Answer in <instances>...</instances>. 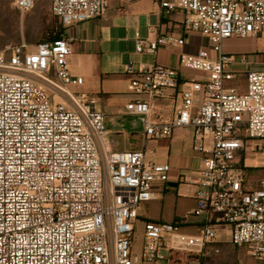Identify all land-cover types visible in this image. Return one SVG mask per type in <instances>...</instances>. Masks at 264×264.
Here are the masks:
<instances>
[{"label":"built area","instance_id":"2783aa9c","mask_svg":"<svg viewBox=\"0 0 264 264\" xmlns=\"http://www.w3.org/2000/svg\"><path fill=\"white\" fill-rule=\"evenodd\" d=\"M35 1L13 4L25 13ZM108 7L107 0H51L61 37L0 51V264H168L178 254L205 255L219 224L229 227L230 245L264 264V177L260 189L247 191L236 169L246 140H264V71L223 50L229 39L264 37V0H161L165 18L181 14L183 34L211 46L180 54L179 69L128 67L127 90L138 99L126 110L143 118L144 145L191 129L202 168L179 180L196 189L192 214L215 216L197 235L179 224L143 223L140 255L133 254L138 209L164 193L172 166L148 160L145 150L108 152L100 99L76 92L84 80L69 71L68 29L102 18ZM135 43L137 53L153 55L186 44L167 31L154 40L137 35ZM180 69L207 78L188 83L173 118L153 120L151 102L178 87Z\"/></svg>","mask_w":264,"mask_h":264},{"label":"crops","instance_id":"0c3cea01","mask_svg":"<svg viewBox=\"0 0 264 264\" xmlns=\"http://www.w3.org/2000/svg\"><path fill=\"white\" fill-rule=\"evenodd\" d=\"M37 3L40 0H36ZM51 1V0H50ZM109 7L105 16L100 19L76 24L68 29L74 40L70 47L69 71L72 76L83 78L84 84L75 88L76 92L97 96L100 101L96 110L106 116L108 135L104 147L108 152L143 151L148 160L157 164L172 166L170 182L164 193L155 201L142 204L138 209V223L179 224L183 229L191 230L197 235L207 224L215 222V216H194L197 208L196 189L182 183L179 176L183 171L197 172L202 168L200 156L192 149V130L177 129L170 138L148 141L144 145V120L130 115L126 107L136 96L127 90L130 75L128 67L138 70L142 65L161 64L179 69V56L182 53L196 55L200 49L210 47L208 39L197 35H185L181 29L182 15L173 14L169 18L162 15L161 0H107ZM171 2L172 0H163ZM13 4V3H12ZM14 5V4H13ZM51 12V4L49 7ZM41 16V15H40ZM184 38L186 44L180 48H161L156 54H140L136 52L135 39L154 40L159 33ZM223 50L229 55H245L251 57V70L264 71V37L250 39H229L224 42ZM214 58L216 54L211 52ZM76 57V58H75ZM134 60L125 67L126 60ZM80 66L77 73L70 67ZM84 73V75H83ZM205 74L180 69L179 85L175 90H168L167 97L151 102V118L155 121H167L174 117L181 105V93L191 81L205 80ZM238 88L244 92V82ZM197 97L201 98L200 93ZM145 98V97H139ZM199 108L195 105L193 112ZM209 138L206 142H209ZM236 169L243 179V187L247 191L261 188L264 177V140L247 139L244 149L238 154ZM170 204L173 212L163 219V209ZM158 207L160 211L154 212ZM137 223V224H138ZM218 233H224L229 243V227L216 225ZM224 243L218 239L209 245L205 255H198L199 264H210L211 254L223 248ZM237 249V248H235ZM237 250H246L245 248ZM248 252V251H247ZM219 264H224L219 262ZM233 264H263L244 258Z\"/></svg>","mask_w":264,"mask_h":264},{"label":"rangeland","instance_id":"374dc122","mask_svg":"<svg viewBox=\"0 0 264 264\" xmlns=\"http://www.w3.org/2000/svg\"><path fill=\"white\" fill-rule=\"evenodd\" d=\"M14 0H0V51L6 48L13 47L22 43L28 45H36L43 39L44 26L55 25L59 26L57 19L51 14L49 7L50 0L35 1L34 7L28 12H21L12 4ZM41 15V16H40ZM76 58V57H75ZM134 60H126L123 64L128 66ZM76 65V64H75ZM70 69L80 73V66L76 65ZM84 75V73H83ZM237 81L234 82V84ZM174 207L167 204L162 212L163 219L173 212ZM154 212L160 211L158 207L153 208ZM185 234H193L191 230L182 229ZM220 241L224 243L222 249L214 251L211 254L210 264H233L236 260L245 259L247 261L253 260L246 250H237L232 245L227 243V237L224 233H218ZM144 244L143 225L137 224V231L134 235L133 254L140 255ZM167 264V263H166ZM168 264H199L198 255L196 254H178L174 256L173 261Z\"/></svg>","mask_w":264,"mask_h":264},{"label":"trees","instance_id":"16d2710c","mask_svg":"<svg viewBox=\"0 0 264 264\" xmlns=\"http://www.w3.org/2000/svg\"><path fill=\"white\" fill-rule=\"evenodd\" d=\"M54 18L58 20V18H56V17H54ZM58 22H59V26L48 25V24L46 26H44L43 39L41 41H43V40H55V39H59L61 37L64 30H63L59 20H58Z\"/></svg>","mask_w":264,"mask_h":264}]
</instances>
